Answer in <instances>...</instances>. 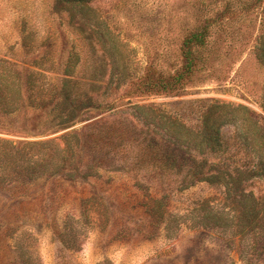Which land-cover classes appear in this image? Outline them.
I'll use <instances>...</instances> for the list:
<instances>
[{"label":"rangeland","instance_id":"obj_1","mask_svg":"<svg viewBox=\"0 0 264 264\" xmlns=\"http://www.w3.org/2000/svg\"><path fill=\"white\" fill-rule=\"evenodd\" d=\"M95 3L117 37L118 58L129 63L125 80L144 76L149 66L165 75L180 70L186 36L210 26L202 51L207 63L183 90L131 95L122 104H155L196 125L208 105L230 103L264 121V0ZM73 49L86 52L54 0H0V66L9 60L29 67L52 87ZM106 114L92 108L69 129L45 130L40 110L21 111L12 123L0 116V138L54 139L64 146L68 131ZM113 121L111 132L91 131L95 149L78 173L0 183V264H18V254L23 264H264L260 245L235 236L238 210L220 187L180 188L172 174L138 160L137 132L119 117ZM255 190L264 193V179Z\"/></svg>","mask_w":264,"mask_h":264},{"label":"trees","instance_id":"obj_2","mask_svg":"<svg viewBox=\"0 0 264 264\" xmlns=\"http://www.w3.org/2000/svg\"><path fill=\"white\" fill-rule=\"evenodd\" d=\"M54 10L66 16L69 27L82 38L85 54L73 49L52 87L44 74L3 60L0 116L12 123L21 111L40 110V127L45 130L69 129L86 119L92 108L110 117L68 131L62 138L64 146L54 139L0 138V183H14L18 176L32 182L78 173L97 142L91 131L111 132L113 119L119 117L121 125L137 132L138 160L143 157L157 173L172 174L182 189L199 182L220 187L224 199L238 210L235 236L251 238L264 249V193L255 190V182L264 179V121L248 107L230 103L208 105L196 125L155 104L121 103L131 95L183 90L207 63L202 51L209 44L210 26H198L186 36L180 70L165 75L149 66L144 76L125 80L129 63L118 58L117 37L107 18L100 21L95 0H54ZM260 55L264 62V46ZM127 84L130 89L119 92ZM18 256V264H23Z\"/></svg>","mask_w":264,"mask_h":264}]
</instances>
